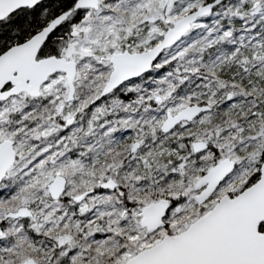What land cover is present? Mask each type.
<instances>
[{
  "label": "snow or ice",
  "instance_id": "1",
  "mask_svg": "<svg viewBox=\"0 0 264 264\" xmlns=\"http://www.w3.org/2000/svg\"><path fill=\"white\" fill-rule=\"evenodd\" d=\"M0 264H264V0H0Z\"/></svg>",
  "mask_w": 264,
  "mask_h": 264
}]
</instances>
